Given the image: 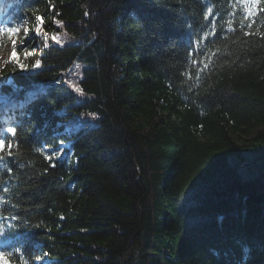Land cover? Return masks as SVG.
Listing matches in <instances>:
<instances>
[{"label": "trees", "instance_id": "trees-1", "mask_svg": "<svg viewBox=\"0 0 264 264\" xmlns=\"http://www.w3.org/2000/svg\"><path fill=\"white\" fill-rule=\"evenodd\" d=\"M7 16L51 37L0 68V264H264V0Z\"/></svg>", "mask_w": 264, "mask_h": 264}, {"label": "rangeland", "instance_id": "rangeland-1", "mask_svg": "<svg viewBox=\"0 0 264 264\" xmlns=\"http://www.w3.org/2000/svg\"><path fill=\"white\" fill-rule=\"evenodd\" d=\"M245 3L248 6L249 12L254 11L257 0H245ZM3 7V0H0V8ZM19 29V32L15 36H11V39L9 41V46L2 52L0 59V68L11 59L14 48L18 46H24L32 47L34 50V54L30 58V63H34L36 61V58L38 56L39 50L43 47L45 44V37L50 38V34H45L38 26L32 24L31 22L27 21L26 19L22 18L20 19L19 26L17 27ZM16 28V29H17ZM37 28L40 29L39 33H37ZM16 39L17 44L14 46L12 43V40ZM2 81V78H0V83ZM10 105V104H9ZM7 107V106H6ZM78 128V127H77ZM77 128H74V130H77ZM68 146V143L66 141H61L60 144L55 148H49V151L51 152V156L54 158H57L61 156L62 154L66 153V148ZM39 264H48V261L46 258L41 257L37 261Z\"/></svg>", "mask_w": 264, "mask_h": 264}, {"label": "snow or ice", "instance_id": "snow-or-ice-1", "mask_svg": "<svg viewBox=\"0 0 264 264\" xmlns=\"http://www.w3.org/2000/svg\"><path fill=\"white\" fill-rule=\"evenodd\" d=\"M38 19H40L41 21L43 20L42 17H38ZM4 31H6L10 36H15V35L19 32V29H18V28H17V29L6 28V29H4ZM36 31H37V33H39L40 29L37 28ZM45 39H47V37H45ZM52 39H53V40H56V37L53 36ZM12 43H13V45L15 46V45L17 44V40H16V39H13V40H12ZM27 55H31V53H27ZM12 59H13V61H16L17 63H19V61H18V55H17L16 51L13 52ZM39 64H40V61H37V62H36V66L38 67ZM19 67H20L21 69H23V68H25L26 66H25L24 64H19ZM77 67H79V65H77ZM76 91H77V92H80L81 89H80V88H76ZM9 131H13V132H14V130H11V129H10ZM9 147H10V146H9ZM4 148H5V143H4L3 140H0V151H3ZM47 158H48V159H51V157H47ZM52 166L55 167V164H53Z\"/></svg>", "mask_w": 264, "mask_h": 264}]
</instances>
